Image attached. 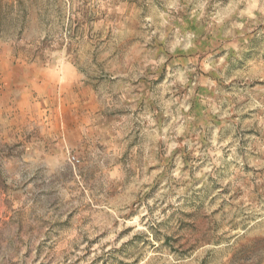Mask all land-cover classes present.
I'll return each instance as SVG.
<instances>
[{"label": "rangeland", "instance_id": "obj_1", "mask_svg": "<svg viewBox=\"0 0 264 264\" xmlns=\"http://www.w3.org/2000/svg\"><path fill=\"white\" fill-rule=\"evenodd\" d=\"M0 264H264V0H0Z\"/></svg>", "mask_w": 264, "mask_h": 264}, {"label": "built area", "instance_id": "obj_2", "mask_svg": "<svg viewBox=\"0 0 264 264\" xmlns=\"http://www.w3.org/2000/svg\"><path fill=\"white\" fill-rule=\"evenodd\" d=\"M68 160L69 161H74V158L73 157H70Z\"/></svg>", "mask_w": 264, "mask_h": 264}, {"label": "bare ground", "instance_id": "obj_3", "mask_svg": "<svg viewBox=\"0 0 264 264\" xmlns=\"http://www.w3.org/2000/svg\"><path fill=\"white\" fill-rule=\"evenodd\" d=\"M56 157V156H55Z\"/></svg>", "mask_w": 264, "mask_h": 264}]
</instances>
